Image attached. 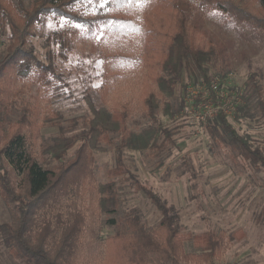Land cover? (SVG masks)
<instances>
[{
    "label": "trees",
    "instance_id": "obj_1",
    "mask_svg": "<svg viewBox=\"0 0 264 264\" xmlns=\"http://www.w3.org/2000/svg\"><path fill=\"white\" fill-rule=\"evenodd\" d=\"M89 1L101 0H0V25L11 31L9 43L0 53V194L6 204L16 201L13 221L2 224L5 243L11 254L35 264H185L192 260L215 264V257L225 247V232L207 230L191 235L200 252H186L179 211L138 180L135 188L150 198L161 214L158 225L148 228L136 215L110 218L116 230L103 243L100 240V213L116 212L119 198L115 182L96 181L91 145L94 138L104 134L112 141L106 133L109 131L119 136L118 165L109 171L117 176L124 170V148L144 149L152 139L154 147L163 148L173 140L170 129L151 124L141 132L133 131L128 126L131 106L121 105L110 111L97 109L89 101L94 112L89 129L75 136L58 134L40 141L41 129L49 118L42 117L40 97L24 98L27 83L17 87L16 81L31 74L38 88H54L57 82L63 83V76L54 65L39 59L29 45L35 24L45 17L65 18L81 24L88 32L111 23L123 37L139 34L141 47L137 52L117 50L105 54L110 58L106 73L109 77L117 73L110 69L114 61L135 62L143 73V97L137 107L155 122L161 102L174 97L182 75L186 74L194 84L209 83L226 51L200 23L196 9H218L264 31V0H141L144 9L140 17L135 9L139 0H108V12L95 16L80 13L75 7ZM57 35L62 45L69 48L68 30ZM244 97L246 104H240V111L251 105L259 107L264 115V90L256 73L249 76ZM17 102L21 114L12 121L11 108ZM165 105L169 116L181 108L170 101H165ZM208 129L215 141L264 165V153L253 148L225 114L218 113L210 120ZM161 134L164 138L158 143ZM77 141L74 155L62 160ZM236 235L243 237L242 231Z\"/></svg>",
    "mask_w": 264,
    "mask_h": 264
},
{
    "label": "rangeland",
    "instance_id": "obj_2",
    "mask_svg": "<svg viewBox=\"0 0 264 264\" xmlns=\"http://www.w3.org/2000/svg\"><path fill=\"white\" fill-rule=\"evenodd\" d=\"M75 7L87 16L106 14L109 10L105 0L89 1ZM135 9L140 17L143 1H137ZM195 12L215 40L226 47L210 80L220 77L225 82L223 90L240 94L241 106L246 104V82L252 73L258 75L264 90V31L218 9L203 12L197 8ZM65 30L71 35L69 48L62 45L57 35ZM10 37V29L0 25V53L5 51ZM140 37L136 33L123 37L111 23L88 32L79 23L55 16H47L35 24L29 45L39 59L52 63L63 76V83L57 82L54 88H38L31 74L16 81L17 87L27 83L22 93L24 98L40 97L44 110L42 117L49 118L41 129L40 141H48L58 134L75 136L89 129L94 116L91 101L97 109L110 111L121 105L131 106L133 110L128 118L131 130L141 132L151 124L161 125L173 132V140L163 148L154 147L153 139L144 149L124 148L123 173L114 176L109 171L118 165L116 142L119 136L109 131L106 133L112 141L104 134L94 138L91 145L96 181L100 184L115 182L119 198L116 212L101 211L97 220L101 242L116 230L110 224V218L119 220L122 216L136 215L148 228L158 225L161 214L151 199L135 188L134 182L138 180L157 192L168 205L177 208L186 252H200L191 235L207 230L223 231L225 247L215 257V264H264V165L245 159L227 144L215 141L208 127L216 115L203 122L198 118V109L191 113V106H197V103L191 102L194 99L193 93L188 92L189 87L202 81L194 84L186 74L182 75L174 97L165 98L175 106L181 105L172 116L165 114V101L156 111L155 122L137 107L143 97L141 69L135 62L114 61L110 69L117 73L109 77L106 61L110 58L104 55L117 50L137 52L141 47ZM198 95L196 100L201 102ZM239 106L228 120L253 148L264 153L262 110L250 105L240 111ZM20 108L18 102L11 108L12 121L20 116ZM163 138L161 134L158 143ZM78 144L79 141L62 160L71 158ZM37 154L41 158L40 149ZM57 162L53 160V163ZM85 202L88 203L87 198ZM15 204L14 200L6 204L0 194V264H35L11 254L5 243L2 224L13 221ZM239 231L243 237L236 235ZM185 264L206 263L192 260Z\"/></svg>",
    "mask_w": 264,
    "mask_h": 264
},
{
    "label": "built area",
    "instance_id": "obj_3",
    "mask_svg": "<svg viewBox=\"0 0 264 264\" xmlns=\"http://www.w3.org/2000/svg\"><path fill=\"white\" fill-rule=\"evenodd\" d=\"M224 86L225 82L220 77H215L209 83H197L189 87L188 92L193 93L194 99H191V102L197 103V106L195 104L191 106V113L198 109V118L203 122L218 113L231 117L241 104V98L240 94L236 95L232 91L223 90ZM198 94H200L201 102L196 100Z\"/></svg>",
    "mask_w": 264,
    "mask_h": 264
},
{
    "label": "snow or ice",
    "instance_id": "obj_4",
    "mask_svg": "<svg viewBox=\"0 0 264 264\" xmlns=\"http://www.w3.org/2000/svg\"><path fill=\"white\" fill-rule=\"evenodd\" d=\"M105 2H107V0H105ZM101 6H103V4H101Z\"/></svg>",
    "mask_w": 264,
    "mask_h": 264
}]
</instances>
